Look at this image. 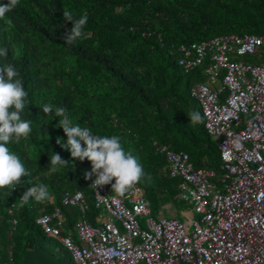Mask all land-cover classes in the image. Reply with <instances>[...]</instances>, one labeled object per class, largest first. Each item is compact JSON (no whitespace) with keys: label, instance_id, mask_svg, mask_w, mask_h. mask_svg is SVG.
<instances>
[{"label":"trees","instance_id":"trees-1","mask_svg":"<svg viewBox=\"0 0 264 264\" xmlns=\"http://www.w3.org/2000/svg\"><path fill=\"white\" fill-rule=\"evenodd\" d=\"M65 9L72 12V21L65 20ZM85 13L84 36L66 44L65 36ZM6 19L12 24L0 20V49H7L0 67L11 64L19 73L16 78L28 93L21 119L31 122V132L8 145L28 175L12 192L0 190V264L10 250L15 264H24L28 248L54 237L35 219L41 206L49 211L61 204L66 190L84 192L87 217L94 221L93 189L85 178L91 162L73 158L57 143L67 142L55 116L57 107L93 135L120 137L124 150L143 168L138 184L153 212L166 202L187 207L175 198L180 177L168 174L160 145L186 151L195 167L221 171L217 141L206 131L199 102L190 94L191 85L205 79L202 66L185 70L178 62L177 46L224 32L263 34L264 0H19ZM46 104L53 112H43ZM193 111L203 118L195 126L187 115ZM53 154L68 164L53 169ZM30 183L44 184L50 198L45 203L30 198L21 207L20 198ZM62 208L71 227L78 209ZM12 216L17 219L14 228Z\"/></svg>","mask_w":264,"mask_h":264},{"label":"built area","instance_id":"built-area-1","mask_svg":"<svg viewBox=\"0 0 264 264\" xmlns=\"http://www.w3.org/2000/svg\"><path fill=\"white\" fill-rule=\"evenodd\" d=\"M177 49L185 70L202 66L205 79L190 94L217 141L221 171L195 167L186 151L158 147L168 174L180 177L175 198L187 207L179 217L161 209L154 215L138 183L117 193L115 179L95 188L91 178L97 209L91 221L84 192L66 190L61 204L41 206L35 221L74 264H264V33H218ZM62 206L78 209L71 227ZM10 222L14 228L16 217ZM2 264H15L11 250Z\"/></svg>","mask_w":264,"mask_h":264},{"label":"clouds","instance_id":"clouds-1","mask_svg":"<svg viewBox=\"0 0 264 264\" xmlns=\"http://www.w3.org/2000/svg\"><path fill=\"white\" fill-rule=\"evenodd\" d=\"M19 0H9L7 4H0V20L11 27V20L6 19V14L12 11ZM65 20L72 21L73 14L68 9L63 11ZM87 14L75 20L74 26L65 36L66 44L72 45L78 38L84 36L83 28L87 24ZM86 38V37H85ZM0 57H7V49H0ZM19 73L11 64L0 67V190L8 189L11 192L21 182L22 177L28 175L20 157L13 152L8 145L19 143L22 138H27L31 132V122L21 119V113L25 108V100L28 93L23 87L22 80L16 78ZM45 114L53 112L50 104L43 106ZM193 126L203 122L199 112L193 111L187 114ZM55 116L59 117V127H62L67 136V142L57 139L65 150H70L73 158L81 161L87 159L91 162V171L85 174L86 179L95 175L93 187L112 184L113 191L123 193L138 183L143 177V168L138 158L131 152H126L118 136L93 135L88 128L74 125L62 107L55 108ZM86 147L82 146V143ZM50 165L53 169H59L68 164L59 154L50 157ZM150 179V177H149ZM98 196H100L99 192ZM42 202L50 198V193L44 184L33 186L23 193L19 204L21 207L28 204L29 200Z\"/></svg>","mask_w":264,"mask_h":264},{"label":"rangeland","instance_id":"rangeland-1","mask_svg":"<svg viewBox=\"0 0 264 264\" xmlns=\"http://www.w3.org/2000/svg\"><path fill=\"white\" fill-rule=\"evenodd\" d=\"M179 208L180 206H176L172 202H166L162 205V207H160L161 211L163 212L165 216L176 215L178 217L181 216V209ZM151 211H152V207H151ZM152 213L154 215L156 214V212H153V211ZM144 220H145L144 217L140 218V222L142 225H144ZM117 223L119 224L118 221ZM41 243L48 250L58 254V256L62 260H64L67 264H74L71 254L69 253L67 249L63 247V245L59 242L57 238L46 236L41 239Z\"/></svg>","mask_w":264,"mask_h":264},{"label":"water","instance_id":"water-1","mask_svg":"<svg viewBox=\"0 0 264 264\" xmlns=\"http://www.w3.org/2000/svg\"><path fill=\"white\" fill-rule=\"evenodd\" d=\"M24 264H65L58 254L42 245L28 248L24 255Z\"/></svg>","mask_w":264,"mask_h":264}]
</instances>
